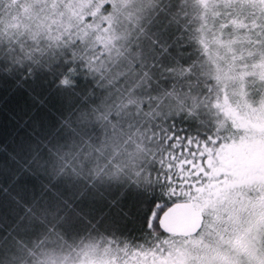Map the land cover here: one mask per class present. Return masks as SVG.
<instances>
[{
    "label": "snow or ice",
    "instance_id": "6c2138e0",
    "mask_svg": "<svg viewBox=\"0 0 264 264\" xmlns=\"http://www.w3.org/2000/svg\"><path fill=\"white\" fill-rule=\"evenodd\" d=\"M224 2L207 0L200 6L199 0H194L195 9H177L181 16L191 18L175 32L152 25L141 44L153 67L166 55L170 62L179 60L191 71L196 60L206 54L207 40L198 41L190 34L193 19L200 21L201 32L210 29L212 40L217 33L222 39L225 30L239 21L246 31L262 37L256 42L264 45V21L260 17L233 18L230 11H217ZM208 5L213 7L211 25ZM173 50H178L180 56L174 57ZM256 62L241 56L233 65L231 81L216 79L215 87L207 84L210 101L217 108L232 104L231 84L242 86L245 76L255 75ZM30 80L33 84L26 85ZM16 87L23 91L13 95L0 90V264H18L19 240L59 234L77 236L101 223L114 224L129 214L146 231L163 233L161 217L174 205L198 198L210 186L233 181L226 172H214L222 167L218 149L239 142L252 131L237 128L221 135L219 129H209L203 136L193 135L191 131L175 130L173 121L170 134L164 136V150L150 165L149 176L155 172L159 187L152 186L153 195L147 196L133 190L123 178V171L114 165V158L96 147L94 126L81 118L80 104L57 107L49 99L57 88L36 90L29 69L16 81ZM245 108L251 105L244 102L237 110L244 115ZM237 198L241 202L264 199V184L240 186ZM207 220L206 224L202 217L193 235L200 234L201 245L211 241L228 258L222 264H264V225L253 224L248 208L242 206L235 217L226 212L219 221L210 217Z\"/></svg>",
    "mask_w": 264,
    "mask_h": 264
},
{
    "label": "rangeland",
    "instance_id": "374dc122",
    "mask_svg": "<svg viewBox=\"0 0 264 264\" xmlns=\"http://www.w3.org/2000/svg\"><path fill=\"white\" fill-rule=\"evenodd\" d=\"M199 3L204 6L207 0H199ZM162 4L171 6L168 15L173 16L172 22L177 29L191 17L181 16L176 10L197 7L194 0H0V9L3 10L2 20L7 18L9 26L23 29L32 40H41L37 36H48L53 43L57 41L64 47L79 42V48L77 52L73 50L71 59L80 57L81 62L102 69L109 67L111 62L125 61L128 66L134 63L135 57L141 53L137 49L142 47L144 32L149 31L147 28L151 27L150 23L156 11L158 12L157 7ZM216 10L224 13L230 11L233 18L240 16L242 19L252 20L260 17L264 21V0H225ZM207 11L208 20L212 21V5H208ZM195 23L200 21L192 20V32ZM260 38L262 37L256 32L246 31L236 21L231 29L225 30L222 39L217 33L213 40V51L216 53V63L212 65L215 78L211 83L213 87L216 79H233L231 70L239 57L257 60L255 75L245 76L242 86L238 83L231 84L232 104L226 103L223 108H217L206 95L208 83L204 81L201 86L193 84L185 98L188 103L176 98L166 106L165 113H157L163 117H177L180 109L186 108L193 120H199L205 129H219L221 135H229L237 128L252 129L239 142L218 149L222 167L214 172H226L233 176V181L225 186H210L198 198L192 199L204 213L206 224L209 223L207 217L219 221L226 212L235 217L243 206L251 212L255 226L264 225V199L241 202L237 198L240 186L252 182L264 184V45L256 42ZM126 65L120 67L118 75L129 72ZM115 79L108 82L106 87H113ZM111 97L113 98L112 91L105 93L102 102ZM148 100L149 98L143 99ZM102 102L100 107L104 106L105 102ZM244 102L251 105V108H245L244 115H241L237 108ZM128 106H125L126 109H130ZM105 107L110 106L105 105L103 108ZM106 115L108 114L98 111L92 115L99 123L97 137L102 144L101 153L114 158V165L123 171V178L130 187L134 186L138 190L158 185L155 183V172H151L149 176L150 165L164 150V136L166 133L170 134V130L167 127L158 130L161 124L151 121H155V117L148 116L151 120L141 122L143 120H140L139 113L128 112L121 116L140 123V126L136 125L137 130L130 132L121 123H113L111 116L103 118ZM229 121L232 122L231 125ZM125 229L128 228L122 223L108 226L100 224L93 227L99 235L91 233L87 236L81 233L76 237L71 236V239H64L62 243L59 241L60 244L53 245L50 249H42L46 252H41L40 256L27 254L26 257L33 259L17 261L18 264H222L228 259L211 241L206 245L199 244V233L190 236L164 233L156 236L158 232L152 230L153 233L149 234L153 238L151 244L137 247L133 251L128 250L127 240L123 235L119 236ZM109 233L115 234V237L112 238ZM48 240L45 245L54 238L49 236ZM189 241L193 243L189 244ZM38 245L32 247L31 252Z\"/></svg>",
    "mask_w": 264,
    "mask_h": 264
},
{
    "label": "trees",
    "instance_id": "16d2710c",
    "mask_svg": "<svg viewBox=\"0 0 264 264\" xmlns=\"http://www.w3.org/2000/svg\"><path fill=\"white\" fill-rule=\"evenodd\" d=\"M170 7L169 4L165 6L162 4V6L157 7L158 12L156 11L150 23L151 27L152 25H158L160 28L166 26L170 32L178 30L173 25V16L168 15ZM2 11L0 9V84H2V89L0 90L12 93L13 95L22 92L23 89L16 87V81L25 74V69H29L35 78L36 90L43 89L47 91L51 87L57 88V92H54L49 98L57 107L69 104L81 105V118L89 126H94L93 139L96 142L97 148L100 147L99 149H101L102 147L100 138L97 137L99 133L97 124L99 123L92 116L97 111L108 114L103 118L108 119L111 116L113 123H121L124 125L122 127H127L130 132L137 130L136 125L140 126V123L134 122L131 118H123L121 116L122 114H128V112L139 113L140 120H143L141 122H144L146 119L151 120L148 116L155 117V121H151L161 124L158 130H163L166 127L169 129V125L175 121V125L177 126L178 124L176 129L183 130L184 132L191 131L193 135L203 136L209 131V128L205 129L199 120H193L189 116L190 114L187 113L186 108L180 109L177 117L174 115L163 117L157 114L165 113L167 110L166 106L172 100L175 101L176 98L184 103H188L185 98H187L186 95L191 90V87H193V84L201 86L204 81L208 84L214 82L212 65L214 62L216 63V53L213 51L214 41L209 39L212 35L209 28H205L201 32V25L200 23L196 24V22L194 28H192L194 30L192 32L189 25L190 34L198 41L207 40V44L204 46L206 54L196 60L191 71L187 70L179 60L170 62L166 55L158 58L156 66L153 67V61L146 56L143 47L137 49L141 53L138 57H135L134 63L130 66L125 61H119V63L111 62L109 67H107L109 69L105 67L98 69L93 68L90 64L81 62L80 57H77L75 60L71 59L73 50L77 52L79 48V42L64 47L63 44L57 41L53 43L52 39L48 36H37L41 40H32L23 29L9 26L8 22H6L7 18L2 20V17H4L1 15ZM212 21H209L210 25ZM147 33L146 31L144 32L145 35ZM156 35L159 36L160 33L157 32ZM173 56L179 57L180 52L173 50ZM125 65L128 67L129 72L124 75H118V72L121 70L120 67ZM113 78H116L113 87H106L107 83L112 81ZM25 84L32 85L33 81H26ZM102 84L104 86H101ZM109 91L113 92V98L111 97L110 100L104 101L105 103L102 102L105 93ZM61 92L63 95L60 94ZM145 98H149V100L143 101ZM101 102L104 103V106L110 107H100L99 104ZM127 105H129L130 109H126L125 106ZM106 108L108 111H106ZM124 119L127 120L125 121ZM155 187L158 188L159 186L156 185ZM131 188L136 190L134 186H131ZM137 191H141L147 196L153 195L152 187L150 186L138 189ZM116 223H122L123 226L126 225L128 228L119 234V236L123 235L124 239L127 240L128 250L133 251L137 247L152 243L153 238H150L149 234L153 232L146 231L141 226L139 220L133 218L132 214ZM155 231L158 232V234H155L156 236L164 235L159 230ZM91 233L99 235L98 231L93 230V228L82 235L86 234L88 236ZM109 234L112 238L115 237V234ZM50 237H53L54 240L48 245L45 244L49 242V236L19 240L18 248L20 252L17 259H33L30 256L26 257V255L40 256L46 252L44 250L52 248L53 245L62 243L64 239H71V236H64L62 234L51 235ZM35 245H38V248L31 252V248Z\"/></svg>",
    "mask_w": 264,
    "mask_h": 264
},
{
    "label": "water",
    "instance_id": "95a60500",
    "mask_svg": "<svg viewBox=\"0 0 264 264\" xmlns=\"http://www.w3.org/2000/svg\"><path fill=\"white\" fill-rule=\"evenodd\" d=\"M202 217H205L204 213L191 199L187 203L180 202L170 208L161 217L160 228L165 234L190 236L200 226Z\"/></svg>",
    "mask_w": 264,
    "mask_h": 264
}]
</instances>
